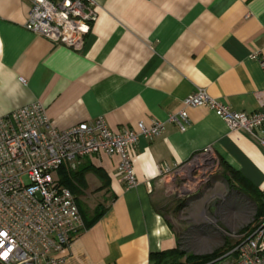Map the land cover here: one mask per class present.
I'll list each match as a JSON object with an SVG mask.
<instances>
[{"label": "crops", "instance_id": "obj_1", "mask_svg": "<svg viewBox=\"0 0 264 264\" xmlns=\"http://www.w3.org/2000/svg\"><path fill=\"white\" fill-rule=\"evenodd\" d=\"M94 2L84 44L67 47L24 27L30 0H0V115L39 102L59 130L98 118L112 131L162 121L133 152V188L117 174V155L59 169L83 221L63 264H150L179 244L165 196L174 177L160 164L174 172L211 146L229 182L264 191V126L258 138L229 130L206 106L187 108L185 129L168 120L197 88L233 111L262 110L264 73L249 56L264 49V0Z\"/></svg>", "mask_w": 264, "mask_h": 264}, {"label": "built area", "instance_id": "obj_2", "mask_svg": "<svg viewBox=\"0 0 264 264\" xmlns=\"http://www.w3.org/2000/svg\"><path fill=\"white\" fill-rule=\"evenodd\" d=\"M30 2L24 27L55 44L82 46L97 19L94 0ZM249 57L257 60L264 73V49ZM260 99L262 110L247 114L231 110L205 89L197 88L183 98L181 108L168 120L185 129L187 108L206 106L229 130L242 129L258 138L264 126V90ZM162 130L163 122L156 120L150 125L138 122L136 129L112 131L101 118L59 130L51 125L39 102L0 115V264H63L60 254L83 228V221L71 190L55 181L52 172L90 155H117V174L133 188L138 183L133 165L137 143ZM259 140L264 146V138ZM193 162L202 170L218 164L208 146L174 172L161 164L158 170L175 177ZM197 179L188 176L189 183L196 184ZM235 237L228 251L205 264H264V213L257 217L254 208L250 222ZM227 256L232 258L226 261Z\"/></svg>", "mask_w": 264, "mask_h": 264}, {"label": "rangeland", "instance_id": "obj_3", "mask_svg": "<svg viewBox=\"0 0 264 264\" xmlns=\"http://www.w3.org/2000/svg\"><path fill=\"white\" fill-rule=\"evenodd\" d=\"M62 175L60 170L52 172L60 183ZM188 176H196V184L189 183ZM165 196L173 225L179 230V249L185 255L206 256L224 251L227 244L233 246L255 208L249 197L223 176L220 167L202 170L195 162L167 183Z\"/></svg>", "mask_w": 264, "mask_h": 264}, {"label": "trees", "instance_id": "obj_4", "mask_svg": "<svg viewBox=\"0 0 264 264\" xmlns=\"http://www.w3.org/2000/svg\"><path fill=\"white\" fill-rule=\"evenodd\" d=\"M62 171V179L61 183L65 185L66 187L68 186V175H66L65 171L61 169ZM231 177L233 179L239 180V175L237 172H230ZM230 181V180H228ZM71 192L73 191L72 188L69 187ZM244 194H246L251 202L253 203V206L256 209V216H260L264 213V205H263V198H264V193L261 191H256L254 190H246L243 189L241 190ZM73 193V192H72ZM98 217V215H97ZM227 247L225 248L224 251H215L212 254L206 255V256H194V255H185V252L179 249V244L175 249L161 252L158 254H151L150 255V264H205L207 262H210L211 260L217 258L218 256L224 254L226 251H228L232 246H229L228 244L226 245ZM184 257L185 260L183 262L179 261V257Z\"/></svg>", "mask_w": 264, "mask_h": 264}]
</instances>
